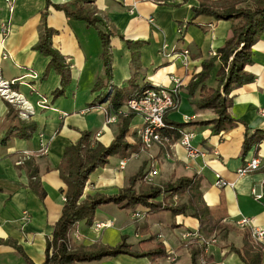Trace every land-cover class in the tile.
Listing matches in <instances>:
<instances>
[{"label": "crops", "instance_id": "0c3cea01", "mask_svg": "<svg viewBox=\"0 0 264 264\" xmlns=\"http://www.w3.org/2000/svg\"><path fill=\"white\" fill-rule=\"evenodd\" d=\"M45 1L16 0L14 13L10 16L0 0V25L3 22L10 24V33L4 42L0 35L1 76L16 82L15 88L35 112L25 122L36 126L29 139L12 138L3 143L8 127V104L0 98V264H27L14 246L19 247L33 264L44 262L46 240L52 237L63 207L65 185L57 168L64 149L75 144L81 132L91 133L95 142L108 146L120 128L119 123L108 124L106 121V114L112 111L106 99L104 103L91 106L102 92L92 91L103 72L96 33L83 23L67 21L62 12L49 7L47 24L56 31L52 45L63 56L71 74L64 95L53 98V92L60 88V77L52 70L43 78L49 58L33 50L38 41L37 27ZM49 1L59 4L70 0ZM95 6L101 15L113 22L125 40L145 42L139 51L141 71L136 80L139 87L150 83L170 89L173 86L171 78L180 81L179 107L169 113L166 120L184 124L182 130L195 134L192 146L200 155L195 159L187 158L185 150L176 141L166 146H153L136 158L125 159L124 168L119 167L124 159L110 157L104 168L91 174L82 199L116 195L126 186L127 180L139 172L142 164L145 165L144 174L148 172L150 160L152 165L158 164L159 175L154 185L162 186L196 176L211 221L230 229L225 240L213 235L216 243L208 248L206 264H242L237 255L230 252L231 247L240 249L243 243L242 236L235 238L237 231L242 233L236 223L247 218L264 231V141L256 153L250 149L243 155L245 133L264 131V33L252 47V64L246 67L254 81L233 93L229 112L234 124L215 134L211 126L192 125L195 121L210 120L213 115L194 112L191 104L197 97L188 95L187 86L200 71L201 62L224 45L230 34V23L205 16L193 20L192 9L199 6L198 0H95ZM191 20L192 25L185 27ZM110 41L111 83L119 89L127 88L131 77L130 52L118 37H112ZM184 50L190 54L187 67L182 65L181 58L171 57L172 53L180 54ZM208 84L215 85L214 79ZM120 110L126 111V106ZM185 116L191 119L189 123H184ZM137 119L136 116L131 118L126 135V141L132 145L140 140L137 129L141 120L138 119L137 127L133 125ZM256 158L261 163L259 169L239 176L238 172ZM35 171L45 193L43 198L29 187V174ZM217 177L230 186L216 188ZM257 194H261V199H256ZM124 212L126 214L122 216V210L114 206L109 213L114 216L112 220L103 216L107 213L97 215L96 212L95 222L112 224L99 232H94L84 222L76 224L73 231L79 240L74 245L113 247L126 236L127 243L135 251L151 250L157 243L162 244L166 257L152 260L121 254L81 264H191L192 246L199 249L202 256L201 244L194 241L188 245L183 239L186 233H199L197 219L156 211L137 221L136 226L132 223L133 213Z\"/></svg>", "mask_w": 264, "mask_h": 264}, {"label": "trees", "instance_id": "16d2710c", "mask_svg": "<svg viewBox=\"0 0 264 264\" xmlns=\"http://www.w3.org/2000/svg\"><path fill=\"white\" fill-rule=\"evenodd\" d=\"M199 6L192 9V19L198 16L212 18L214 21L230 23V34L224 45L214 55L201 62L200 71L194 75L187 86L190 97H197L191 106L194 112H210L213 117L206 121H195L194 126H211V131L219 134L226 131L234 124L231 118L233 93L254 81L246 67L252 64V47L258 42L264 33V0H198ZM62 12L67 21L80 22L87 29L96 33L100 44V60L102 63V76L97 79L93 92L102 90L95 102L91 105L109 103L112 112L117 113L121 107L126 106L137 93L145 89L155 88L150 83L142 86L136 84L141 71L139 63L140 49L145 42L125 40L114 26L113 22L101 15L95 6V0H70L64 3L53 4L45 1V9L41 12L40 22L37 27L38 41L33 50L49 58V63L43 74L46 78L50 71H54L60 77V88L53 92V98L64 95L71 82V74L63 56L53 48L52 38L56 31L47 24V9ZM192 25V20L185 27ZM118 37L125 42L131 55L129 69L131 77L128 87L119 89L112 85V55L111 38ZM214 79L215 85L208 82ZM8 104V103H7ZM130 118L117 117L120 128L115 138L108 146L95 142L92 134L81 132L79 140L75 144L67 146L62 154L57 168L59 178L65 185L62 191L65 201L59 220L53 227L52 237L46 240L45 259L42 264H81L111 259L118 255H129L135 258H150L152 260L166 257V251L162 244L157 243L153 249L147 251H135L133 246L127 243V237L122 236L121 241L113 246H94L86 248L71 245L69 238L74 226L80 222L90 227L96 220V212L106 205H113L119 210L138 211L149 215L151 212H168L173 217L185 216L199 221V233L210 237L220 236L225 240L230 229L220 222L211 221L209 208L202 202L199 192V181L196 176L180 178L170 181L160 187L149 186L142 182L145 165H141L139 172L127 180V185L113 196H85L83 192L89 177L97 169L104 168L110 157L128 159L131 155L140 151V140L132 145L126 141ZM8 127L4 133L2 142L6 143L12 138L29 139L36 130L32 122L21 120L19 112L8 104L6 113ZM166 128L163 136L169 140V144L178 141L184 124L168 122L164 120ZM184 123H189L185 122ZM136 133V132H135ZM264 141V131L255 130L252 134L244 135L243 155L250 149L256 153ZM30 184L33 190H37L39 197L43 198L37 179V172L29 174ZM184 199L183 202L174 205L173 197ZM161 197L160 201H157ZM242 247H231L230 252L237 255L242 264H263L264 245L255 244L250 240L248 230L242 231ZM15 251L27 262L33 264L23 254L21 249L14 246ZM191 264H199L200 250L192 246Z\"/></svg>", "mask_w": 264, "mask_h": 264}, {"label": "built area", "instance_id": "2783aa9c", "mask_svg": "<svg viewBox=\"0 0 264 264\" xmlns=\"http://www.w3.org/2000/svg\"><path fill=\"white\" fill-rule=\"evenodd\" d=\"M168 1V0H165ZM8 14L11 16L14 13V5L16 0H3ZM181 29L178 30L180 34ZM10 33V24L8 22H3L0 25V35L2 37V42ZM189 51L184 50L180 54L172 53L171 57L181 58V63L184 67H187L189 62ZM167 57H170L167 55ZM5 58V55L3 56ZM173 86L170 89H165L162 86H155V88L145 89L140 93H137L131 100L128 101L126 105V112L119 110L117 113L109 112L107 113V123H116L118 116L128 117L129 115L139 117L141 120V126L137 129V134L140 139V151L135 154L137 157L139 153L146 152L150 150L153 146H166L169 140L163 136V132L166 128L164 122L165 117L170 113L178 109L180 103V88L181 83L176 78H171ZM15 85V81L3 80L1 76L0 69V98L6 103L15 106L20 109V116L22 119L30 118L33 113V107L27 102V100L19 94L12 87ZM185 122L191 119L187 116L183 118ZM178 144L185 150L187 158L195 159L200 155L192 146V141L195 134L191 131H180L179 132ZM127 160H122L119 164L120 168H124ZM261 163L258 158L252 159L245 168L241 169L238 173L239 176L248 175L255 170L259 169ZM158 172L156 170L148 171L144 176V182L148 185H152ZM214 186L218 189L230 186L229 183L225 182L221 178L217 177ZM261 194L256 195V199H261ZM174 204L177 201V197H173ZM65 201L63 197V202ZM145 214L141 212H134L132 214L133 219H142ZM111 222H93L91 225L94 232H99L102 229L111 227ZM236 226L241 231L248 230L250 235V240L255 244L264 243V231L255 227L252 221L247 218H241L236 223ZM76 240L79 239L77 234H74ZM183 239L187 241L188 245L196 241L201 244L202 256L199 259V264H206L207 261V251L209 246L216 243L215 236L206 237L200 233H186L183 235ZM224 264V263H221Z\"/></svg>", "mask_w": 264, "mask_h": 264}, {"label": "rangeland", "instance_id": "374dc122", "mask_svg": "<svg viewBox=\"0 0 264 264\" xmlns=\"http://www.w3.org/2000/svg\"><path fill=\"white\" fill-rule=\"evenodd\" d=\"M3 78V77H2ZM4 80V79H3ZM7 81V80H6ZM9 82H11V81H9ZM15 84H16V82H15ZM15 86L16 85H14L12 88L14 89V90H16L17 91V89L15 88ZM18 92V91H17ZM19 93V92H18ZM15 109H17L18 110V112H19V116H20V109L19 108H17V107H15V106H13ZM127 111V110H126ZM126 111H124V112H126ZM35 113V112H34ZM170 113H172V112H170ZM132 115H129L128 116V118H130ZM133 117V116H132ZM20 118H21V120H23V121H28L29 120V118L28 119H22V117L20 116ZM122 118H126V117H123L122 116ZM138 119H140L139 117H138ZM135 120V123L133 124L134 125V127H137L139 124H140V120ZM139 122V123H138ZM137 154V153H136ZM130 159L131 158H136V156H135V154H133V155H131L130 157H129ZM150 164H149V167H148V171H151V170H156L157 172H158V164H154V165H152V160H150ZM148 173V172H147ZM147 173H145V175L147 174ZM144 175V176H145ZM158 175H159V172H158ZM158 177V176H157ZM144 178V177H143ZM156 180H157V178H156ZM156 180H154V182H153V184L152 185H149V186H155V187H160V186H157V185H154L155 184V181ZM142 182L143 183H145L144 182V179H142ZM146 184V183H145ZM126 185H127V182H126ZM146 185H148V184H146ZM177 197V201H176V203L178 204V203H180V202H183L184 201V199H181L180 197H178V196H176ZM157 201H160V199H157ZM176 203L174 204V205H176ZM104 207H106V209H103ZM113 208H114V206L113 205H111V204H109V205H107V206H102L101 208H99L98 210H97V215H99L100 213H107V215L105 216V215H103L104 217H107L108 219H110V220H112L113 219V215H109V213H110V211L111 210H113ZM125 210H122V212H123V215L122 216H125L124 214H126L125 212H124ZM128 213L130 212V211H127ZM132 214V213H131ZM102 216V215H101ZM146 218V216H144L142 219H133L132 218V223H134L136 226L139 224L137 221H139V220H144ZM74 231L72 230L71 232H70V235H69V238L71 239V245H74L75 244V242H77L78 240H76L75 238H74ZM236 235L237 236H235V238H240L241 236H242V233L240 232V231H237V233H236ZM136 249H138V248H136Z\"/></svg>", "mask_w": 264, "mask_h": 264}]
</instances>
